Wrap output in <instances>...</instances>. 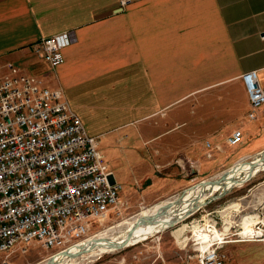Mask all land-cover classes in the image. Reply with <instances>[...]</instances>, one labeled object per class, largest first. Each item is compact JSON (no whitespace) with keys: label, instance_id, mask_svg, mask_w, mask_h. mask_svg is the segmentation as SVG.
I'll return each mask as SVG.
<instances>
[{"label":"crops","instance_id":"1","mask_svg":"<svg viewBox=\"0 0 264 264\" xmlns=\"http://www.w3.org/2000/svg\"><path fill=\"white\" fill-rule=\"evenodd\" d=\"M62 31L69 32L71 42L63 49V61L52 68L39 56L36 44ZM0 61L43 77L51 88L62 87L88 131L98 136L99 146L103 136L108 146L128 138L134 148L141 143L159 154L156 140L164 131L141 124L175 105L197 104L209 90L226 91L229 102L220 101L221 109L210 120L226 128L212 126L202 140L166 142L168 150L162 155L187 149L197 158L195 169L226 170L255 151L229 159L222 140L213 136L225 128L226 142L240 127L243 142L264 129V107L255 119L247 116L250 102L241 77L257 69L264 85V0H0ZM173 118L175 126L186 121ZM183 136L185 140L187 134ZM207 138L215 145L211 151L206 147L204 154ZM215 147L223 157L205 166L203 156L212 157ZM154 177L160 186L142 199L163 197L187 181L186 176ZM260 186L249 187L239 198ZM262 206L253 214H263Z\"/></svg>","mask_w":264,"mask_h":264},{"label":"built area","instance_id":"2","mask_svg":"<svg viewBox=\"0 0 264 264\" xmlns=\"http://www.w3.org/2000/svg\"><path fill=\"white\" fill-rule=\"evenodd\" d=\"M70 42L69 32L62 31L42 38L36 50L56 68ZM0 71V253L20 242L26 251L37 241L54 256L102 231L93 230L95 224L122 215V184L98 136L88 131L62 87L51 88L43 77L22 73L10 61H0ZM241 77L250 102L247 116L255 119L264 107V85L257 69ZM243 138L237 127L226 140L234 145ZM203 220L193 223L186 241L196 251L197 264H239L224 249L226 243L264 240V219L254 220L248 233L224 220L217 227L213 216Z\"/></svg>","mask_w":264,"mask_h":264},{"label":"rangeland","instance_id":"3","mask_svg":"<svg viewBox=\"0 0 264 264\" xmlns=\"http://www.w3.org/2000/svg\"><path fill=\"white\" fill-rule=\"evenodd\" d=\"M0 73H2V71H0ZM225 94L226 91H206L202 94L201 99L197 103L198 105L195 103L189 106V104L184 105V103H181L166 109L165 112L152 116L148 123H142L141 126L148 124L153 128L152 130H157L159 132L164 131L162 134L164 136L156 140V144L161 148L158 151L159 154L156 153L155 149H150V146L146 147L142 145L140 143L142 142V138L139 139L140 147L134 148L133 145H130L132 143H130V139L128 138H126L124 142L122 141L115 143L113 146H108L107 138H105V136L102 137L103 146L100 144L101 150L105 153V159L109 163L110 168L114 170L117 180L122 184L121 192L125 205L122 208L123 213L121 216L112 214L101 225L98 223L95 224L93 230L98 228L102 230L110 228V230H115L118 228V223L120 221L137 214L143 209H147L149 206L153 205V203L155 204L162 199L179 194L187 187L224 171L223 169L218 172L210 171L208 167L203 170L195 169L197 165L195 159L197 158L195 155H191L187 149L169 154H167V152L164 155L162 154L168 150L165 145L166 142H184L192 140L193 138L202 140L209 134L208 131L212 126L219 125V127H222L223 124H216V122H211L210 120L211 115L215 111L221 109L217 107L220 101H227L225 105L229 102ZM176 115L180 117L179 120H186L180 126L174 125L176 118H173V116L175 117ZM203 117H205L206 120L200 121ZM225 128L217 132L213 138L222 140V144L226 150L225 152L229 153V159L243 152L254 150L255 152L243 156L242 160H248L257 152L264 149V129L258 133H250L251 135L249 134L250 136H246L247 139L243 142L240 141L234 145H229L226 143L227 140L225 142L223 139L227 131ZM184 133L187 134L185 140L183 136ZM231 133L232 132H230V134ZM209 140V138L204 140V145L206 144L204 154H206V147L211 149L212 146L215 145H212L213 142L210 146L207 145V141ZM161 143H163V145H161ZM150 150L154 151V153ZM212 150V157L203 156L205 166L210 167L215 165L217 159L224 155V153H217L220 150L216 147ZM151 154L154 155V157ZM155 159L156 161L154 162ZM163 160L164 162H162ZM154 163H156V167H154ZM171 167H177L178 171H171ZM182 170L184 171L181 173L180 171ZM145 175H149L152 181L148 180V182H150L147 183V177H144ZM153 175L162 180L186 176L187 181L184 185L165 194L163 197L156 198L155 200L142 199L143 197H149L150 194L160 186V183L154 180L155 177ZM258 184H261V186L248 197L239 198L243 193L248 191L249 187H255ZM261 201H264V169L254 174L242 184L228 188L218 197L212 196L205 200L194 202L190 204L191 206H186L185 209L179 212L176 218V224L161 232L153 234L137 243L115 250L104 251L95 255H89L92 251H85L81 253V255L76 254L72 256L69 261L74 264H197L196 251L193 249L192 243H190L189 240V243L186 244L187 237L191 234L193 223L196 221L203 222V219L213 216L214 219L217 218L218 220L217 227L222 226L223 220L227 222L228 225L232 223V225H234V230L240 226L245 227V221L247 222V219L251 216H254L255 220L264 219V213L253 214L255 212L252 211L253 209L260 210V206H262L260 205ZM195 204L196 206H194ZM255 206H258V208ZM227 208L230 210L229 214H225ZM244 212L248 214H242ZM241 222H243V224H241ZM252 226L253 223L250 227L252 228ZM244 232L246 233V231ZM23 244V242L17 243L13 250L1 252L0 264H37L46 260L51 254L52 249L43 247L37 241L28 243L26 251L22 249ZM224 249L227 250L230 255H232L233 260L239 262V264H264V240L262 239L228 242L225 244Z\"/></svg>","mask_w":264,"mask_h":264},{"label":"bare ground","instance_id":"4","mask_svg":"<svg viewBox=\"0 0 264 264\" xmlns=\"http://www.w3.org/2000/svg\"><path fill=\"white\" fill-rule=\"evenodd\" d=\"M263 169L264 149L257 152L248 160L238 161L226 173H218L211 178L201 180L187 187L183 192L160 200L151 207L120 221L117 229L102 230L87 241L70 247L66 252L62 251L54 254L52 260L45 264H74L70 263L69 260L80 251H92L89 255H95L104 251L125 247L127 246L125 243H129L128 245L137 243L175 225L179 212L185 209L186 206L212 197L220 192V190L240 185L250 174H256ZM222 174H224L223 177ZM254 220V216H251L247 219V222L245 221L246 233L252 231L250 225H252ZM41 262L37 264H43Z\"/></svg>","mask_w":264,"mask_h":264},{"label":"water","instance_id":"5","mask_svg":"<svg viewBox=\"0 0 264 264\" xmlns=\"http://www.w3.org/2000/svg\"><path fill=\"white\" fill-rule=\"evenodd\" d=\"M240 160H242V159H240ZM240 160H238V161H240ZM238 161H236L231 167H233ZM231 167H229V168H227L226 170H224L223 171V173H226ZM254 174H250L249 176H248V178L246 179V180H248V179H250L252 176H253ZM224 176V174H222V177ZM245 180V181H246ZM228 188H226V189H224V190H220V192H218L216 195H214V196H220L222 193H224V191H226ZM185 190V189H184ZM184 190H182V192L184 191ZM126 245H128L129 243H125ZM83 250H85V249H83ZM67 250H64V252H66ZM81 253H83V252H79V253H77V254H81ZM52 258H53V256H50L49 258H47L46 260H44V262H41V263H43V264H45V263H47L48 261H51L52 260Z\"/></svg>","mask_w":264,"mask_h":264}]
</instances>
